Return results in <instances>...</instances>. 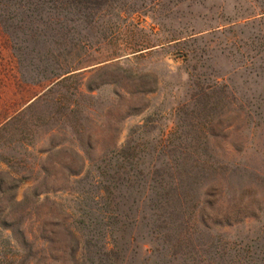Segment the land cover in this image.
Masks as SVG:
<instances>
[{"label": "rangeland", "instance_id": "rangeland-1", "mask_svg": "<svg viewBox=\"0 0 264 264\" xmlns=\"http://www.w3.org/2000/svg\"><path fill=\"white\" fill-rule=\"evenodd\" d=\"M102 14L70 25L90 43L61 49L88 61L66 79L53 77L40 38L17 39L0 21V244L14 251L1 223L19 217L29 227L41 217L67 244L69 215L99 219L90 193L112 151L131 138L152 153L217 86L213 152L231 185L219 243L240 264H264V0H116ZM136 231L141 245L147 230Z\"/></svg>", "mask_w": 264, "mask_h": 264}, {"label": "trees", "instance_id": "trees-1", "mask_svg": "<svg viewBox=\"0 0 264 264\" xmlns=\"http://www.w3.org/2000/svg\"><path fill=\"white\" fill-rule=\"evenodd\" d=\"M115 2L0 0V21L17 39L23 35L35 44L40 38L49 47L48 64L57 65L53 77L66 79L88 61L61 49L72 47L75 38V49L87 50L90 43L70 25H92ZM216 89L201 90L203 101L192 110L194 116H180L174 130L155 141L152 153H143L141 143L131 138L112 151L110 164L99 170L100 179L90 193L99 219L85 212L79 213V220L75 213L69 215L62 223L67 244L58 243L57 231H47L41 217L32 221V227V217H19L11 225L2 222V228L10 231L7 241L14 251L7 252L0 244V264H135L138 248L142 264H240L241 255L229 258L227 247L219 243V230L231 225L229 212L223 211L231 185L213 152L221 122L212 115L221 102L215 98ZM190 106L184 103L178 113ZM84 194L79 195L82 200ZM93 223L101 228L93 232ZM141 226L149 237L140 245L136 230Z\"/></svg>", "mask_w": 264, "mask_h": 264}]
</instances>
